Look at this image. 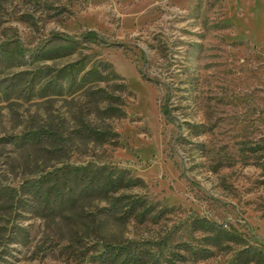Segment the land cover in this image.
<instances>
[{
	"label": "rangeland",
	"instance_id": "374dc122",
	"mask_svg": "<svg viewBox=\"0 0 264 264\" xmlns=\"http://www.w3.org/2000/svg\"><path fill=\"white\" fill-rule=\"evenodd\" d=\"M88 30L96 35L84 40ZM77 59L108 63L101 92L41 96ZM101 94L123 98L124 116L107 113ZM84 125L112 134L75 137ZM50 129L66 140L50 145ZM88 162L140 177L119 194L150 203L148 218L123 217L125 200L44 214L0 201V264H98L105 241L184 253L206 235L191 230L196 216L260 252L244 264H264V0H0V190ZM242 247L179 264H243Z\"/></svg>",
	"mask_w": 264,
	"mask_h": 264
},
{
	"label": "trees",
	"instance_id": "16d2710c",
	"mask_svg": "<svg viewBox=\"0 0 264 264\" xmlns=\"http://www.w3.org/2000/svg\"><path fill=\"white\" fill-rule=\"evenodd\" d=\"M93 35H96V32L88 30L83 35L84 40H88ZM75 48L76 45H69L65 47L64 53L66 55L72 54ZM58 52L56 50L55 53H51L49 56H56ZM101 66L108 68L109 65L108 63L105 64L102 59L90 65L83 59L66 63L57 70L55 76L61 80V83L51 79L44 81L40 89L41 96L50 95L49 90L51 88L55 90V93L51 94L57 95L64 94V92H68L69 95L81 92L88 97L99 94L102 89L99 84L105 81L106 78L100 73ZM50 68L46 67V69L41 70L40 76L43 78L52 76L54 69ZM115 76L120 81L119 86L123 92L130 93L131 91L126 86L124 79L116 73ZM100 97H102L101 101L107 102L104 109L107 113L116 117L124 116L125 111L122 106L125 105V101L123 98L120 96L108 97L102 94ZM114 104L119 105V107ZM110 132L95 130L84 125L82 129L75 130L72 133L73 135L75 133V137L104 141L112 134ZM44 133L45 139L50 145L60 144L66 140L65 137L52 129L46 130ZM139 181L142 182V179L138 176H127L126 169L110 167L106 164L64 163L36 179L21 183L18 188L19 192L17 189L10 192L0 190V201L9 200L11 203L25 207L26 211L44 214L45 212H53L56 208L69 207L77 200L84 198L110 200L113 207L125 200L122 211L123 217L145 220L148 218V214L151 213L150 203L132 195L119 194L120 191L136 185ZM22 195H25V199ZM190 225L192 231L203 232L206 235L202 237L201 242H198V244L181 246L180 249L184 250V253H181L180 250H173L164 255L154 249L156 242L105 241L97 250L95 262L98 264H179L185 261L195 262L213 256L215 248H226L231 243L243 246L237 255L239 263L260 262V252L252 245H248L246 239L237 231L230 230L207 217H193ZM21 230L23 229L17 226L13 231L18 232Z\"/></svg>",
	"mask_w": 264,
	"mask_h": 264
}]
</instances>
